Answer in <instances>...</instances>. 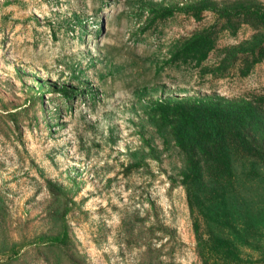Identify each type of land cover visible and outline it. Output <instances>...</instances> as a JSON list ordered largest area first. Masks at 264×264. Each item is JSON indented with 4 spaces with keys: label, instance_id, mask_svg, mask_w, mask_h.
<instances>
[{
    "label": "rangeland",
    "instance_id": "1",
    "mask_svg": "<svg viewBox=\"0 0 264 264\" xmlns=\"http://www.w3.org/2000/svg\"><path fill=\"white\" fill-rule=\"evenodd\" d=\"M193 1L0 0V247L22 244L0 264H50L29 243L55 231L48 181L71 206L75 264H201L182 155L156 134L147 109L158 98L263 93L264 60L244 77L169 63L211 16L176 11L148 24L147 7ZM251 33L221 32L204 64Z\"/></svg>",
    "mask_w": 264,
    "mask_h": 264
},
{
    "label": "trees",
    "instance_id": "2",
    "mask_svg": "<svg viewBox=\"0 0 264 264\" xmlns=\"http://www.w3.org/2000/svg\"><path fill=\"white\" fill-rule=\"evenodd\" d=\"M149 8L148 24L181 12L212 22L174 46L168 62L191 64L202 75L225 77L232 70L247 76L264 60V4L259 0H194L182 6ZM251 35L219 49L215 63H205L221 32ZM63 88L66 98L72 92ZM16 113H10L15 120ZM147 116L165 145L182 155L179 172L191 217L196 254L201 264H264V92L249 97L158 98ZM52 233L37 234L29 243L42 246L50 264H75L76 252L66 222L71 210L62 188L47 182ZM22 244L1 245L0 254L16 255ZM72 249V250H71ZM10 260V259H9Z\"/></svg>",
    "mask_w": 264,
    "mask_h": 264
}]
</instances>
